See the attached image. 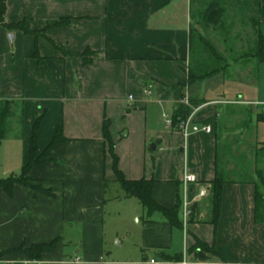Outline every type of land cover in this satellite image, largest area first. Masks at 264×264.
Listing matches in <instances>:
<instances>
[{
    "label": "crops",
    "instance_id": "obj_1",
    "mask_svg": "<svg viewBox=\"0 0 264 264\" xmlns=\"http://www.w3.org/2000/svg\"><path fill=\"white\" fill-rule=\"evenodd\" d=\"M191 2L7 0L6 21L28 19L38 34L13 30L10 43L12 30L0 26V106L11 102L15 128L0 142V178L21 173L40 118L37 155L46 151L47 159L28 175L52 194L20 183L12 194L0 188V264H141L149 257L164 264H183L184 257L186 264H264L255 179L238 177L240 165L230 167L237 177L225 178L217 215L214 208V180L224 175L219 131L231 141L241 128L243 141L264 142V62L241 57L187 84ZM258 15L264 36V0ZM186 100L199 105L185 136L173 118ZM105 121L119 169L130 180L154 179L153 196L162 206L171 209L180 200V224L159 211L148 216L141 201L126 194ZM59 125L66 140L48 149ZM186 171L198 180L191 184L185 225ZM112 181L122 189L108 188ZM54 239L55 248L37 259L9 251ZM199 240L214 251L199 254Z\"/></svg>",
    "mask_w": 264,
    "mask_h": 264
},
{
    "label": "rangeland",
    "instance_id": "obj_2",
    "mask_svg": "<svg viewBox=\"0 0 264 264\" xmlns=\"http://www.w3.org/2000/svg\"><path fill=\"white\" fill-rule=\"evenodd\" d=\"M191 4L193 16L191 62L193 65L225 70L233 61L241 57H250L258 51L259 0H192ZM0 26L10 31L6 25ZM11 33L13 31L7 33L9 41ZM214 51L217 52L216 55L213 54ZM226 72L219 78L227 77L230 71ZM10 120L9 118L8 132L11 130L13 132L15 128H11ZM261 125L264 129V124ZM237 130L241 134V128ZM240 134L237 140L234 138L228 141L225 138L224 128L219 131V156L224 164L223 176L237 177L233 168L230 167L240 165L238 177H250L257 180L256 170L264 168L263 158L257 155L259 146L255 147L251 138L243 141L242 138L240 139ZM229 142L230 144L224 147ZM228 169H231L232 173L229 174ZM117 186L118 189H122L118 182L112 181L109 182L108 188L112 190Z\"/></svg>",
    "mask_w": 264,
    "mask_h": 264
},
{
    "label": "trees",
    "instance_id": "obj_3",
    "mask_svg": "<svg viewBox=\"0 0 264 264\" xmlns=\"http://www.w3.org/2000/svg\"><path fill=\"white\" fill-rule=\"evenodd\" d=\"M6 11H7V0H0V25H6L10 30H22L28 34H38V31H35L30 27V23L28 19L24 21H19L15 23H8L6 21ZM259 42H258V51L255 52L252 56L257 57L259 61L264 62V36L259 33ZM192 43H193V30H192ZM217 52H213L216 55ZM219 70L214 68L211 69L204 65H193L192 62L189 64L188 68V79L187 84L194 83L196 81L205 79L207 77L215 75ZM189 104L181 102L175 109L174 112V124L179 126L181 122L185 121L193 111V108L198 106L199 103L194 100H189ZM11 102L5 101L1 103L0 106V142L5 138L8 134V119L12 115V110L10 106ZM264 117V113H262ZM40 118L37 120L34 126V134L31 139V145L29 149V160L23 166L22 171L18 175H12L6 178H0V188H4L9 194H12L13 187L16 183L23 184L27 187H30L36 191H41L47 194H52V192L48 189L43 188L41 185L33 184L31 178L28 173L30 169L40 162H43L47 159L46 151L42 155H37V141H36V131L37 126L39 124ZM105 139L109 143L110 151L114 160V170L117 175V180L121 183L125 192L129 196L137 197L143 207L146 210L148 216L152 215L154 212L159 211L162 212L173 224H180L179 221V209L181 206L180 200L177 203V206L174 208H166L159 204L157 200L153 196V184L155 182L154 179H146L142 178L139 180H130L118 167V156L114 152L115 144L112 141L109 133V122L105 121ZM66 140V137L63 135L62 126L59 125L55 131L54 138L50 143L48 149L52 146L59 144ZM257 155L262 157L264 160V142L260 143L257 149ZM257 180L254 181L255 184V217L258 222H264V168H259L256 170ZM226 182L225 177L222 173L219 172L217 174L216 179L214 180V208L215 214H218L220 209L221 201H222V188L224 183ZM59 239H54L48 243H37L33 244L30 247H19L18 249H11L9 251H19L23 252L31 259H37L41 256V254L48 250H53L57 244ZM200 248V253L202 254L204 251H214L212 247H210L206 242L198 241V246Z\"/></svg>",
    "mask_w": 264,
    "mask_h": 264
},
{
    "label": "built area",
    "instance_id": "obj_4",
    "mask_svg": "<svg viewBox=\"0 0 264 264\" xmlns=\"http://www.w3.org/2000/svg\"><path fill=\"white\" fill-rule=\"evenodd\" d=\"M153 86V83H150L147 85L146 91L147 93H151V88ZM186 104H189V100L184 101ZM197 110V108H194L195 112ZM165 117H167L166 115H164ZM169 122H172V119L168 118L167 119ZM190 121H191V116L188 117L185 121L180 123V127L182 128L185 136L188 134L189 132V126H190ZM207 131L211 130L210 126L206 127ZM197 176L194 173H190V172H185L182 178V182H183V190H184V194H183V201H182V207H183V220H184V224L186 225L188 223V220L192 214V199L190 196L191 193V184L197 182ZM206 193L205 189H201L200 190V195H204ZM183 264H186L187 261L184 257ZM4 264H8V263H4ZM141 264H164V262L160 259H158L157 257H149L144 259Z\"/></svg>",
    "mask_w": 264,
    "mask_h": 264
},
{
    "label": "water",
    "instance_id": "obj_5",
    "mask_svg": "<svg viewBox=\"0 0 264 264\" xmlns=\"http://www.w3.org/2000/svg\"><path fill=\"white\" fill-rule=\"evenodd\" d=\"M13 39H14V34L11 33L10 34V40L13 41ZM156 147H157V144L156 143H152L151 144V149H156Z\"/></svg>",
    "mask_w": 264,
    "mask_h": 264
}]
</instances>
